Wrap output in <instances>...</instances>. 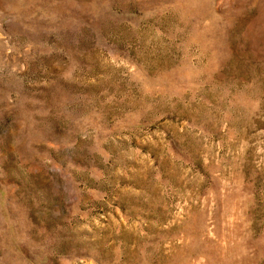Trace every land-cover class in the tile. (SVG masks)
Returning <instances> with one entry per match:
<instances>
[{
	"label": "rangeland",
	"instance_id": "rangeland-1",
	"mask_svg": "<svg viewBox=\"0 0 264 264\" xmlns=\"http://www.w3.org/2000/svg\"><path fill=\"white\" fill-rule=\"evenodd\" d=\"M0 264H264V0H0Z\"/></svg>",
	"mask_w": 264,
	"mask_h": 264
}]
</instances>
